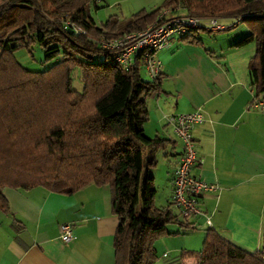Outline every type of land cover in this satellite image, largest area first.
I'll return each mask as SVG.
<instances>
[{"label": "trees", "instance_id": "16d2710c", "mask_svg": "<svg viewBox=\"0 0 264 264\" xmlns=\"http://www.w3.org/2000/svg\"><path fill=\"white\" fill-rule=\"evenodd\" d=\"M94 8L98 0H0V210H9L5 188L43 187L71 195L89 184L108 186L118 218L114 264H155L156 242L180 234L169 231V224L194 227L188 221L193 216H184L173 198L168 205L156 204L152 169L171 140L147 136L145 125L148 97L163 91V77L145 79L140 56L133 68L122 66L102 41L144 30L164 10L242 17L251 32L233 47L255 42L250 85L255 98L263 97L264 0H163L154 10L141 9L129 18L114 14L102 23ZM198 30L180 40L201 43ZM35 44L47 59H60L45 70L26 68L16 51ZM76 68L81 90L73 87ZM193 257L197 264H264V247L246 250L208 228L201 251L184 250L177 264Z\"/></svg>", "mask_w": 264, "mask_h": 264}, {"label": "crops", "instance_id": "0c3cea01", "mask_svg": "<svg viewBox=\"0 0 264 264\" xmlns=\"http://www.w3.org/2000/svg\"><path fill=\"white\" fill-rule=\"evenodd\" d=\"M162 2L113 0L111 4L134 12ZM201 31L205 30L195 33L202 40L199 44L175 38L156 53L162 63L163 91L148 97L145 134L171 140L159 151L152 169L156 184L165 187L159 206L168 205L183 144L165 116L200 109L206 121L192 129L197 152L192 172L217 189L199 198L202 214L188 219L193 228L177 223L168 227L180 234L156 242L155 264H177L184 250L201 251L208 228L246 250L264 247V106H252L255 90L248 70L256 44L233 47L249 29L218 35L216 40L205 38ZM3 194L9 210H0V264H114L118 218L111 209L108 186L89 184L71 195L43 187L5 188ZM159 195L158 187L156 201ZM205 215L211 217V224ZM66 222L74 228V239L68 243L60 236V225ZM193 258L184 264H197Z\"/></svg>", "mask_w": 264, "mask_h": 264}, {"label": "built area", "instance_id": "2783aa9c", "mask_svg": "<svg viewBox=\"0 0 264 264\" xmlns=\"http://www.w3.org/2000/svg\"><path fill=\"white\" fill-rule=\"evenodd\" d=\"M164 10L153 24L144 30H137L123 36L105 39L102 47L113 52L114 60L126 68H133L137 57H141L144 68L152 80L158 79L162 74V63L156 53L172 44V40L192 35L195 29L210 31L233 28L242 22V17L229 18L232 20L229 26L222 23L220 18H200L185 14L168 15ZM68 26V24H67ZM77 32H83L75 27ZM253 107L264 106V96L255 98ZM167 123L172 127L176 137L183 144V152L178 162L173 180V201L181 209L184 216H198L202 214L198 206L199 198L217 186L193 174L192 169L197 162V152L192 129L195 125L206 121L205 114L199 109L190 113H179L165 116ZM208 224L211 217L205 215ZM60 236L63 242H71L74 239V228L69 222L60 225Z\"/></svg>", "mask_w": 264, "mask_h": 264}, {"label": "rangeland", "instance_id": "374dc122", "mask_svg": "<svg viewBox=\"0 0 264 264\" xmlns=\"http://www.w3.org/2000/svg\"><path fill=\"white\" fill-rule=\"evenodd\" d=\"M107 1H109V0H107ZM111 1H113V0H110L109 2L98 0L99 8L93 9V16L95 17V19L98 23L105 22L109 16L114 15L116 13L119 14L123 18H129L133 13H136L137 11H139V9H138V10H135L134 12H129L131 10H128L127 8H120V7H125V5L120 6L118 4H111ZM155 8H157V6L156 7L150 6V8H148L147 10L151 11V10H154ZM221 21L226 26H229V24L232 20L224 19ZM247 29H249V32H251L250 23L247 21H242L237 26H235L233 28L228 27L225 30H219V31L205 30V31H201L200 33L205 38H208V39L210 38V40L211 39L216 40L218 35H222L224 37L228 34H231V33L237 32V31L239 32V31L247 30ZM16 56H17L18 60L26 68L31 69V70L48 69L49 67L54 65L61 57V56H58L55 58L47 59L45 51L38 44L33 45L31 50H28L26 48H21V49L17 50ZM102 58H103L102 56L96 57V59H102ZM142 76L145 79H149V75H148L145 68L142 69ZM73 87H74V89H77V90L82 89V75H81V71L79 68H76L73 72ZM156 185H157V188L159 187V191H160V195L157 197V201H156V204L159 205L160 204L159 201L161 200V197L164 194L165 187L162 184L160 185V183H157ZM176 211H178V210H176ZM173 226H175V224H169L168 227L170 228ZM193 259L197 260L195 257Z\"/></svg>", "mask_w": 264, "mask_h": 264}, {"label": "water", "instance_id": "95a60500", "mask_svg": "<svg viewBox=\"0 0 264 264\" xmlns=\"http://www.w3.org/2000/svg\"><path fill=\"white\" fill-rule=\"evenodd\" d=\"M70 32H72V31H70Z\"/></svg>", "mask_w": 264, "mask_h": 264}]
</instances>
